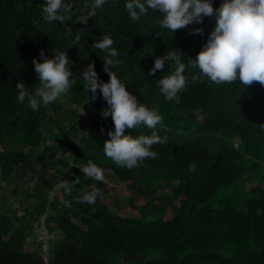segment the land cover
I'll use <instances>...</instances> for the list:
<instances>
[{
  "label": "trees",
  "instance_id": "trees-1",
  "mask_svg": "<svg viewBox=\"0 0 264 264\" xmlns=\"http://www.w3.org/2000/svg\"><path fill=\"white\" fill-rule=\"evenodd\" d=\"M44 2L0 0V264H43L42 241L28 239L43 217L49 231H58L49 249L57 264H121L127 252L139 258L125 264H264V83L217 84L189 63V82L176 102L155 82L170 68L150 73L156 58L173 48L186 62L196 58L216 15L174 33L159 24V10L132 18L125 0H107L87 24L78 17L91 0H75L65 22L47 20ZM222 2L213 0L216 8ZM104 33L115 38L120 53L112 70L164 117L154 129H125L167 136L152 146L155 158L132 168L106 156L103 144L114 122L102 115L103 96L92 99L83 86L81 71L92 61L100 77L110 79L102 58L107 53L91 47ZM76 35L80 40L72 46ZM41 48L48 55L70 48L76 83L65 99L32 109L18 102L16 86L20 80L33 91L39 86L33 58ZM63 105L70 126L58 115ZM79 109L95 119L94 133L81 132ZM89 160L126 183V204L110 206V184L84 176L77 165ZM24 178L37 180L32 192L23 187ZM96 187L103 201L80 199ZM11 196L22 197L21 209L8 205ZM129 208L136 212L125 213Z\"/></svg>",
  "mask_w": 264,
  "mask_h": 264
},
{
  "label": "clouds",
  "instance_id": "clouds-1",
  "mask_svg": "<svg viewBox=\"0 0 264 264\" xmlns=\"http://www.w3.org/2000/svg\"><path fill=\"white\" fill-rule=\"evenodd\" d=\"M106 2L107 0H91L90 6L86 3V12L79 16L78 20L87 24L89 18L95 17L97 9L102 8ZM74 3L75 0H46L43 3L45 18L49 21H67L73 14ZM125 7L135 19L142 17L150 8L159 10L164 14L159 24L174 33L176 29L190 23H202L205 16L216 15V26L196 58L186 62L176 48L167 50L156 58L154 66L150 69L153 76L165 69L166 65L170 68L167 74L155 79L160 93L164 94L167 100L180 101L181 93L189 82L186 75L189 63L192 68H198L204 77L217 84L236 80L244 85L254 81L264 83V0H223L218 8L214 6L213 0H125ZM195 31L203 32V29ZM79 40L80 36L76 35L72 46L77 45ZM114 44L115 38L108 33H104L101 39L94 40L91 44L93 49H102L107 53L102 58L110 79L103 80L95 61H92L81 71L82 80L83 86L94 94L92 99L102 95L107 101L102 115H110L114 122V128L109 130L110 139L103 144L106 156L121 166L132 168L148 157L155 158L158 153L152 146L155 143L167 142V136L162 137L156 132L151 135L125 133L126 128H136L139 125L154 129L158 124H162L164 117L158 106H149L143 102L126 81L112 70L111 65L120 63L119 59H113L120 54ZM69 49L54 50L55 55H48L43 48L40 49L39 55L33 58L39 86L33 91L26 86L25 80H20L16 86L19 103L27 101L32 109H38L41 104L47 105L68 96L76 83L73 70L75 61L69 55ZM196 78H199V75L193 77ZM77 166L85 177L105 180L104 171L96 162L89 160L87 164ZM190 167L195 170L196 163L193 162ZM76 179L79 180V177ZM66 191L70 193L71 189ZM104 198V193L99 187L85 192L80 197L82 201L91 204H95L98 199L103 201ZM66 203L71 205V201ZM39 224L47 228L44 220ZM49 232L53 235L49 240L46 256L51 261L49 249L58 231ZM44 253L45 251L42 254Z\"/></svg>",
  "mask_w": 264,
  "mask_h": 264
},
{
  "label": "rangeland",
  "instance_id": "rangeland-1",
  "mask_svg": "<svg viewBox=\"0 0 264 264\" xmlns=\"http://www.w3.org/2000/svg\"><path fill=\"white\" fill-rule=\"evenodd\" d=\"M61 104H62V101H60ZM67 106L63 105L59 114L62 119H63V123L64 125H71V120H70V117H69V113L67 111ZM79 111L81 112V114L83 115V118L81 120V123L79 125L80 129H81V132H84V133H94L95 132V129L92 128V122L95 121V119L93 118H89L85 111L82 110V109H79ZM49 113L52 114V108L49 109ZM101 123H106V119H101L99 120ZM103 171H104V175H105V180L104 182L110 184V186L112 187V190H111V193H110V198H109V204L110 206L114 207L115 205L121 203L122 205L126 204L127 202V197L129 196V190L127 189L126 187V183L125 182H121L119 181L113 174L112 172L108 171L107 169H104L102 168ZM26 179V181L22 184L23 187L25 189H27L29 192H32L33 190V187L36 185L37 183V180L36 179H28V178H24ZM71 180V174H68L67 176V180L66 182H69ZM61 184H59V186L57 187V189L59 190L61 188ZM251 185L248 184L247 187H250ZM6 190L8 191L9 188H6ZM35 198H33L32 200H34ZM25 202H28V200H25ZM26 205L28 203H25ZM8 205L12 208H18V209H21L22 205H23V199L21 196H18V197H14V196H11L9 197V200H8ZM20 212V211H19ZM127 212H136L135 209H132V208H129L128 211H125V213ZM21 214V213H19ZM167 217H171V211L168 212L167 214ZM44 220V217L43 219ZM43 223V222H42ZM35 230L36 231H33L30 233V237L28 238L29 241H34L35 239L41 237L42 235H46V228L43 227V225L41 224H35L34 226ZM48 235H46V237H48ZM49 245V243H48ZM44 255L46 256V252L44 253ZM46 259L47 261H45V264H57V262L55 260H53L54 258L51 257V261H49V257L46 256Z\"/></svg>",
  "mask_w": 264,
  "mask_h": 264
},
{
  "label": "built area",
  "instance_id": "built-area-1",
  "mask_svg": "<svg viewBox=\"0 0 264 264\" xmlns=\"http://www.w3.org/2000/svg\"><path fill=\"white\" fill-rule=\"evenodd\" d=\"M43 227H45V226L43 225ZM48 234H49V236L46 237V235H48ZM46 235H42L41 237L38 238L40 241H42L43 248H44L45 252L48 250V246H49L48 243H49V240H50V238L52 237L53 234L50 233L48 231V229L46 228ZM42 258H43V262L47 261L46 256L44 254H42Z\"/></svg>",
  "mask_w": 264,
  "mask_h": 264
},
{
  "label": "water",
  "instance_id": "water-1",
  "mask_svg": "<svg viewBox=\"0 0 264 264\" xmlns=\"http://www.w3.org/2000/svg\"><path fill=\"white\" fill-rule=\"evenodd\" d=\"M138 258H139L138 254H135L133 252H127L124 254L121 260V264H125L126 262H129V261H136Z\"/></svg>",
  "mask_w": 264,
  "mask_h": 264
}]
</instances>
